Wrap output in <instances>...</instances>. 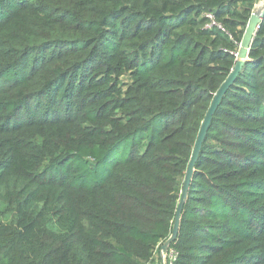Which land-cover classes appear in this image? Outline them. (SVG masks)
I'll return each mask as SVG.
<instances>
[{
    "label": "trees",
    "instance_id": "obj_1",
    "mask_svg": "<svg viewBox=\"0 0 264 264\" xmlns=\"http://www.w3.org/2000/svg\"><path fill=\"white\" fill-rule=\"evenodd\" d=\"M256 3L0 0V264L160 258ZM168 261L264 264V19Z\"/></svg>",
    "mask_w": 264,
    "mask_h": 264
},
{
    "label": "water",
    "instance_id": "obj_2",
    "mask_svg": "<svg viewBox=\"0 0 264 264\" xmlns=\"http://www.w3.org/2000/svg\"><path fill=\"white\" fill-rule=\"evenodd\" d=\"M258 7L259 6H256L254 8L250 16V19L248 21L245 33L240 43L239 51L237 53V59H236L235 66L233 67L228 78L225 80V82L219 88L217 93L214 95L211 106L202 123L199 135L197 137L195 146L192 151V155H191L188 168H187V173H186L184 183L182 186L180 200L177 205V209L175 213L173 231H172L171 236L163 243L161 247V252H160L161 261H162L161 264H169L168 257H169L170 247L172 243L175 242L179 234L183 208L188 199L191 182H192L194 172H195V167L198 162L200 152H201L203 143L205 141L208 129L212 122L213 116L215 115L218 107L220 106L226 92L230 89V87L232 86V84L235 82L236 78L239 76L240 72L242 71L245 63L249 60V53H250L252 43L258 32L259 26L264 19V6L260 11L258 10Z\"/></svg>",
    "mask_w": 264,
    "mask_h": 264
},
{
    "label": "rangeland",
    "instance_id": "obj_3",
    "mask_svg": "<svg viewBox=\"0 0 264 264\" xmlns=\"http://www.w3.org/2000/svg\"><path fill=\"white\" fill-rule=\"evenodd\" d=\"M261 3H262V4H261ZM263 5H264V0H257V3H256V5H255V7H256V6H259V7H258V10H260V9H262Z\"/></svg>",
    "mask_w": 264,
    "mask_h": 264
},
{
    "label": "crops",
    "instance_id": "obj_4",
    "mask_svg": "<svg viewBox=\"0 0 264 264\" xmlns=\"http://www.w3.org/2000/svg\"><path fill=\"white\" fill-rule=\"evenodd\" d=\"M161 256H160V258L158 257V258H155V260L152 262V263H150V264H161Z\"/></svg>",
    "mask_w": 264,
    "mask_h": 264
},
{
    "label": "built area",
    "instance_id": "obj_5",
    "mask_svg": "<svg viewBox=\"0 0 264 264\" xmlns=\"http://www.w3.org/2000/svg\"><path fill=\"white\" fill-rule=\"evenodd\" d=\"M210 17H211V16H210ZM218 26H219V25H218ZM219 27H220V26H219ZM175 256H176L175 252L172 251V252L170 253V257L174 260V259H175Z\"/></svg>",
    "mask_w": 264,
    "mask_h": 264
},
{
    "label": "bare ground",
    "instance_id": "obj_6",
    "mask_svg": "<svg viewBox=\"0 0 264 264\" xmlns=\"http://www.w3.org/2000/svg\"><path fill=\"white\" fill-rule=\"evenodd\" d=\"M261 4H262V3H261ZM263 6H264V5H263ZM262 8H263V7H262ZM260 10H261V9H260ZM260 10H259V11H260Z\"/></svg>",
    "mask_w": 264,
    "mask_h": 264
}]
</instances>
